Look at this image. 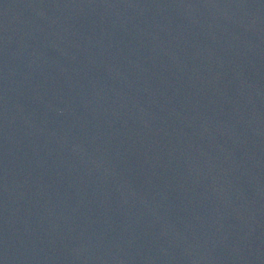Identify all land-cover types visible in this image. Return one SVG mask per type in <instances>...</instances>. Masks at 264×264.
<instances>
[{"label": "water", "instance_id": "1", "mask_svg": "<svg viewBox=\"0 0 264 264\" xmlns=\"http://www.w3.org/2000/svg\"><path fill=\"white\" fill-rule=\"evenodd\" d=\"M0 264H264V0H0Z\"/></svg>", "mask_w": 264, "mask_h": 264}]
</instances>
